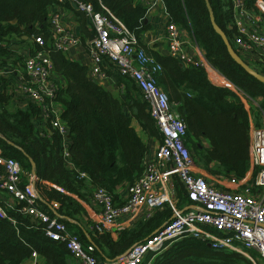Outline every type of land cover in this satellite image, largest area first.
<instances>
[{
	"label": "trees",
	"instance_id": "obj_1",
	"mask_svg": "<svg viewBox=\"0 0 264 264\" xmlns=\"http://www.w3.org/2000/svg\"><path fill=\"white\" fill-rule=\"evenodd\" d=\"M74 1L92 5L105 15L108 13L104 8H107L137 38L139 47L162 66L158 84L169 95L173 109L186 124L185 144L195 163L218 180L244 179L250 171L249 113L235 93L208 79L205 68L186 65L147 46L144 35L151 30L147 23L148 0ZM161 1L167 24L174 23L179 29L186 30L205 52L209 63L251 98L260 101L264 111V83L233 59L211 21L208 3L216 24L235 52L264 75V61L250 60L235 43L238 31L233 0ZM244 1L249 10L261 16L263 30L264 15L256 7L258 0ZM56 6L75 13L71 1L0 0V69L20 68L25 63L24 55L28 57L36 51L49 54L55 74L63 84L57 101L63 108L61 121L69 131L68 156L62 135L43 121L42 109L31 101L24 104L15 100L12 82L6 78L0 80V148L4 156L17 159L24 171L35 170L39 178L38 191L48 203L57 204L58 212L67 218L63 219L67 227L74 229L84 244H94L100 259L112 260L169 221L173 215L170 206L166 205L150 218L136 220L131 227L116 234L92 229L87 235L83 229L75 228V223L70 220L84 221L82 217L86 210L80 201L91 203L93 190L102 188L116 199L119 187L133 184L143 174L148 147L133 127V119L151 136L162 137L148 104L131 78L116 74L120 86L122 82L126 85V92L117 99L89 77V66L73 61L69 54L44 49L35 43L37 37L44 38L46 43L51 41L50 20ZM16 44L25 48L18 49ZM84 45L86 47L85 41ZM210 77L221 81L214 73ZM255 120L258 127L263 125L258 109ZM40 121H43L42 128ZM3 173L0 165V177ZM178 179L175 177L174 180L178 206L182 208L189 201ZM0 203L7 206L3 199ZM21 207L18 204L7 206L12 220L0 217V264H24L33 259L34 253L46 264H70L74 257L66 244L47 237L43 225L31 223L30 217L20 212ZM88 223L91 224V220ZM154 264L253 263L241 253L215 250L198 238L187 237L158 254Z\"/></svg>",
	"mask_w": 264,
	"mask_h": 264
},
{
	"label": "built area",
	"instance_id": "obj_2",
	"mask_svg": "<svg viewBox=\"0 0 264 264\" xmlns=\"http://www.w3.org/2000/svg\"><path fill=\"white\" fill-rule=\"evenodd\" d=\"M57 1L75 2L78 10L86 14L93 26L94 39L86 42L92 60L89 77L103 82L110 76L112 67L117 74L131 78L140 90L143 101L148 104L162 137L155 159L144 163L145 170L141 177L128 186V198L124 203H117L114 196L102 188L91 192V201L100 209L99 221L94 222L91 229L99 233L119 232L127 228V222L138 220L145 207L144 218H150L166 205L170 206L173 215L152 235L133 245L124 254L112 260L100 259L95 245L84 244L77 234L71 232L63 221L64 216L58 212L57 204L48 203L40 194L36 187L39 178L35 170L29 173L24 171L17 159L4 156L0 148V165L4 171L0 177V193L14 200L11 204L4 201V204L8 207L21 205L20 212L30 217L31 223L43 225L47 237L65 243L80 264H154L158 254L187 237L198 238L215 250L241 253L253 264H264V121L260 127L255 124L250 126V175L241 181L209 179L200 173L185 144V122L173 109L169 95L158 84L162 66L157 60L139 47L137 38L107 8H104L108 13L105 15L89 4L74 0ZM233 6L238 31L234 38L236 45L251 60L264 61V33L261 31L260 15L249 10L244 0H233ZM256 7L264 14V0H258ZM64 11L60 6L52 11L51 41L46 43L44 38L37 37L35 43L44 49L69 54L74 46L81 45L83 41L75 29L65 26ZM165 31L167 54L186 65L205 68L208 79L214 85L230 89L247 107L250 101L253 102L264 118L260 101L251 98L214 68L194 38L192 41L174 23L166 24ZM191 44L193 54L188 49ZM24 62L20 68L9 72L1 69L0 80L14 76L11 92L15 100L24 104L31 101L42 109L43 121L50 123L62 135L68 156L69 131L61 121L63 108L57 101L62 80L55 74L53 62L46 51H36ZM211 73L221 81L212 80ZM43 121H40V128ZM40 134L43 135V132ZM174 177L180 179L187 193L189 203L182 208L178 206L179 199L172 182ZM7 206L0 203V217L12 220ZM37 257L34 253L33 259Z\"/></svg>",
	"mask_w": 264,
	"mask_h": 264
},
{
	"label": "crops",
	"instance_id": "obj_3",
	"mask_svg": "<svg viewBox=\"0 0 264 264\" xmlns=\"http://www.w3.org/2000/svg\"><path fill=\"white\" fill-rule=\"evenodd\" d=\"M149 8H148V14H147V23L149 22L151 25V30L148 31V35L145 37L144 42L147 44V46L155 51H158L161 54L167 55L168 52V42L166 37V31H165V25L167 24V15L165 13L164 4L161 0H148ZM65 16V26L69 29H75L76 33L80 36L83 43L81 45L74 46L71 51L69 52V58L73 61L80 62L84 66H90L92 63L91 57L88 54V51L84 45V41H90L92 37H94V30L93 26L90 23V20L88 19L86 22V27H82V17L81 15L75 10V13L70 12L69 10L64 11ZM256 14V13H255ZM259 15V14H257ZM260 20L262 22V18L260 16ZM261 31L264 33L261 27ZM185 32V31H184ZM26 39V38H25ZM18 49H21L22 47L18 44L15 45ZM25 46H23L22 49H24ZM191 54L194 53V51ZM249 58H251L249 56ZM249 60V59H248ZM251 60V59H250ZM7 72L10 70H14L16 68H10L6 67L4 68ZM1 70V69H0ZM110 76L103 82H98V84L105 90L109 91L115 98L121 99L122 95L126 92V85L124 82H122V85L120 86L117 73L114 69L109 70ZM10 81L14 80V76L11 75ZM242 101V100H241ZM246 111L249 113L250 117V126L251 124H255V116H252V108L251 106H245ZM255 110L257 108L255 107ZM62 113V112H61ZM262 121H264V118L262 116ZM133 127L135 128L137 134L141 137L142 141L147 144L148 151L146 153L144 163L153 161L156 156V152L160 146V139L155 136H151L149 132L145 131L142 126L139 124V122L136 119H133ZM250 131V130H249ZM69 146V143L67 144V147ZM197 165V164H196ZM198 166V165H197ZM198 169L200 173L206 175L209 179L215 180L216 178L209 176L201 167L198 166ZM250 172V171H249ZM248 172L247 177L250 175ZM175 177L172 179L173 185L175 190L177 191V187L175 185ZM179 180V179H178ZM180 181V180H179ZM181 182V181H180ZM51 185V184H50ZM37 187V185H36ZM185 190V189H184ZM186 192V190H185ZM187 194V193H186ZM0 198L3 199L5 202H8L9 204L13 203L14 200L12 197L5 193H0ZM128 198V186L127 184L122 185L119 187L118 192L116 194V202L117 203H124ZM84 209L86 210V214L82 217L84 221H74L70 220L74 224L75 228H79L80 230H84L86 234L88 235L89 230L92 231L91 226L94 222L99 221V207L91 201V203L80 201ZM146 209V207H145ZM144 209V211H145ZM144 211L140 212V219L144 218ZM65 219H67L64 216ZM91 224H87V222H90ZM133 221L127 222V228L131 227L133 225ZM87 229V230H86ZM70 231L73 233H76L74 229L70 228ZM118 232H113V234H116ZM116 236V235H114ZM24 264H46L44 260L41 257H37L36 259L28 260ZM70 264H79L74 258L71 260Z\"/></svg>",
	"mask_w": 264,
	"mask_h": 264
},
{
	"label": "water",
	"instance_id": "obj_4",
	"mask_svg": "<svg viewBox=\"0 0 264 264\" xmlns=\"http://www.w3.org/2000/svg\"><path fill=\"white\" fill-rule=\"evenodd\" d=\"M73 8L81 15L82 17V27L84 30V27H86V22H87V16L84 12L78 10L77 4L75 2H73L72 4ZM209 9H210V13H211V21L212 24L215 28V30L223 37L226 45L228 46L229 52L231 54V56L233 57V59L240 64L250 75H252L253 77H255L256 79H258L259 81L264 83V75L260 74L258 71H256L254 68H252L243 58L240 57V55H238L235 50L233 49L231 43L229 42V40L227 39V37L225 36V34L223 33V31L218 27V25L215 22V18L212 12V9L208 3ZM16 21H14L15 23ZM27 38V37H25ZM94 37H92L91 40H93ZM34 164V163H32Z\"/></svg>",
	"mask_w": 264,
	"mask_h": 264
},
{
	"label": "rangeland",
	"instance_id": "obj_5",
	"mask_svg": "<svg viewBox=\"0 0 264 264\" xmlns=\"http://www.w3.org/2000/svg\"><path fill=\"white\" fill-rule=\"evenodd\" d=\"M262 13V12H261ZM263 14V13H262ZM264 15V14H263ZM263 30H264V27H263ZM185 31V34L193 41V37L186 31V30H184ZM148 34L146 33L144 36L146 37ZM188 49L189 50H192V44L191 45H189V47H188ZM24 58H25V60H26V58H27V56H25L24 55ZM249 105L251 106V108H252V116H255V105H254V103L253 102H249Z\"/></svg>",
	"mask_w": 264,
	"mask_h": 264
}]
</instances>
